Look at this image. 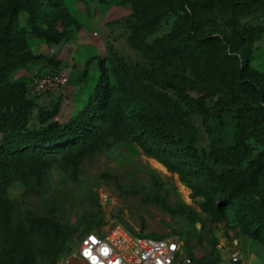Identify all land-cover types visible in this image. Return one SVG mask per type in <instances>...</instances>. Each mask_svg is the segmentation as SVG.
<instances>
[{
  "label": "rangeland",
  "instance_id": "1",
  "mask_svg": "<svg viewBox=\"0 0 264 264\" xmlns=\"http://www.w3.org/2000/svg\"><path fill=\"white\" fill-rule=\"evenodd\" d=\"M251 1L0 0V34L13 22L16 30L23 32L27 51L39 56L16 69L12 80L31 84L58 72L68 78L58 95H28L34 100L29 127L63 126L78 115L98 83L102 65L108 84L98 112L101 117L118 96L119 82L126 92L140 96L158 111L165 110L157 99L163 94L181 109L175 129L179 139L202 151L218 173L249 177L254 162L264 153L263 131L247 130L246 152L235 145V124L255 105L226 100L224 85L211 91L192 82L185 64L161 62L147 49L133 45L130 35L135 27H143L146 45H151L170 33L187 13L186 30L200 39L217 40L214 55L224 50L229 53L223 62L228 72L241 79H261L264 33L250 43L248 53L228 48L240 25L264 28V2L248 7ZM36 28L62 33L63 37L58 44L46 43L35 36ZM120 60L127 67L126 73L119 68ZM199 100L203 101L201 106ZM124 113L129 118L128 109ZM94 116L88 123L90 130L99 125ZM103 128L107 133L105 146L76 170L66 167L59 154H53L47 157L49 168L40 178L15 182L7 188L10 228L26 233L24 248L34 264H49L53 254L57 255L55 264H81L76 252L83 234L115 224L152 238H181L183 257L187 255L190 264H202L213 250L221 259L219 264H264V242L251 240L242 228L262 234L264 229L239 204L222 205L216 193L208 200L203 183L188 170L183 174L168 171L148 157L133 140L136 131L131 123L126 128L107 124ZM224 149H229L230 159L240 160L239 166L214 161ZM250 195L264 204V173ZM36 218L55 224L61 234L54 237L31 229L29 222ZM7 243V238L0 237V246ZM50 248L53 253L46 254ZM234 254L237 262L232 261Z\"/></svg>",
  "mask_w": 264,
  "mask_h": 264
},
{
  "label": "trees",
  "instance_id": "2",
  "mask_svg": "<svg viewBox=\"0 0 264 264\" xmlns=\"http://www.w3.org/2000/svg\"><path fill=\"white\" fill-rule=\"evenodd\" d=\"M263 2L264 0H252L247 6L252 7L254 3ZM187 19L186 13L170 33L156 39L151 45H146L144 28L135 27L131 32L130 42L147 49L163 63L171 60L182 62L192 78L191 81L205 85L211 91L224 85L226 100L254 104L255 107L248 111L245 119L235 124V145L249 152L245 146L247 130H262L264 135V77L241 79L238 74L228 72L223 62L229 58V53L224 50L221 55H214L212 48L217 40L200 39L192 35L185 29ZM7 28L0 34V237L7 238L8 243L0 246V264H34L31 253L24 248L26 233L10 228L11 207L5 198L7 188L15 182L27 183L31 179L40 178L49 168L47 157L53 154H59L66 167L76 170L83 160L105 146L107 133L103 124L113 128H126L131 123L136 131L132 138L148 157L156 160L168 171L183 174L188 170L195 179L203 183L208 200L209 195L216 193L222 205L236 202L252 221L264 229V204L256 202L250 195L258 178L264 173V153L254 162L247 178H232L218 173L209 165L202 151L177 137L175 129L181 109L175 102L160 94L157 99L165 110H155L140 96L126 92L121 82L117 85L118 96L107 108L105 116L101 117L98 112L108 84L102 65L99 66L98 83L78 115L63 126L47 124L30 128L34 100L28 98V82L23 79L12 80V75L19 67L38 60L39 56L27 51L23 32L17 31L13 22ZM262 33V27L248 23L240 25L233 32L228 47L230 52L240 50L248 53L250 43ZM34 34L46 43L54 44H58L63 37L62 33H47L37 28ZM118 65L126 73L125 63L120 60ZM182 71L184 75L185 70ZM202 102L199 100L198 104L201 106ZM125 109H128L129 118L124 113ZM94 115H97L96 121L99 125L90 130L88 123L91 118L96 117ZM228 156L229 149H224L220 155L214 157V161L231 166L240 165L237 157L230 159ZM29 224L31 229L49 232L54 237L61 234L58 226L41 219H32ZM242 229L243 234L251 240L259 239L264 242V234L261 232H253L246 226ZM89 231L91 230L86 232ZM50 253H53L52 248L46 252ZM53 255L55 257L50 259L49 264H55L57 255ZM220 261L219 255L213 250L202 264H219Z\"/></svg>",
  "mask_w": 264,
  "mask_h": 264
},
{
  "label": "built area",
  "instance_id": "3",
  "mask_svg": "<svg viewBox=\"0 0 264 264\" xmlns=\"http://www.w3.org/2000/svg\"><path fill=\"white\" fill-rule=\"evenodd\" d=\"M64 72L45 75L28 84V95H58L67 85ZM181 238H152L115 224L83 234L76 256L81 264H190ZM234 254L232 261L237 262Z\"/></svg>",
  "mask_w": 264,
  "mask_h": 264
},
{
  "label": "water",
  "instance_id": "4",
  "mask_svg": "<svg viewBox=\"0 0 264 264\" xmlns=\"http://www.w3.org/2000/svg\"><path fill=\"white\" fill-rule=\"evenodd\" d=\"M199 227L197 226V229H198Z\"/></svg>",
  "mask_w": 264,
  "mask_h": 264
}]
</instances>
